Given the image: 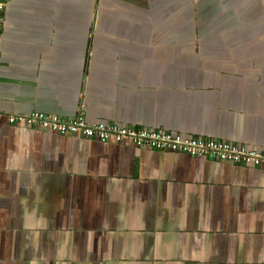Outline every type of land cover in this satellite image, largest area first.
Here are the masks:
<instances>
[{
    "label": "crops",
    "instance_id": "obj_1",
    "mask_svg": "<svg viewBox=\"0 0 264 264\" xmlns=\"http://www.w3.org/2000/svg\"><path fill=\"white\" fill-rule=\"evenodd\" d=\"M33 111L264 149V0L0 18V264H264V167L10 123Z\"/></svg>",
    "mask_w": 264,
    "mask_h": 264
},
{
    "label": "built area",
    "instance_id": "obj_2",
    "mask_svg": "<svg viewBox=\"0 0 264 264\" xmlns=\"http://www.w3.org/2000/svg\"><path fill=\"white\" fill-rule=\"evenodd\" d=\"M6 5L7 0H0V18L6 10ZM10 123L38 126L66 136L80 133L91 141L102 143H121L128 140L136 145L155 148L160 152H182L222 163L264 167V149L204 137H185L182 134L164 130L127 127L101 121L89 122L81 112L70 117H62L57 114L33 111L24 115L10 116Z\"/></svg>",
    "mask_w": 264,
    "mask_h": 264
},
{
    "label": "rangeland",
    "instance_id": "obj_3",
    "mask_svg": "<svg viewBox=\"0 0 264 264\" xmlns=\"http://www.w3.org/2000/svg\"><path fill=\"white\" fill-rule=\"evenodd\" d=\"M79 21H85V17H79Z\"/></svg>",
    "mask_w": 264,
    "mask_h": 264
},
{
    "label": "clouds",
    "instance_id": "obj_4",
    "mask_svg": "<svg viewBox=\"0 0 264 264\" xmlns=\"http://www.w3.org/2000/svg\"><path fill=\"white\" fill-rule=\"evenodd\" d=\"M180 134V133H179ZM184 136V135H183ZM186 137V136H185ZM204 138H208V137H204ZM210 139H213V138H210ZM214 140H216V139H214ZM193 157H195V156H193Z\"/></svg>",
    "mask_w": 264,
    "mask_h": 264
},
{
    "label": "flooded vegetation",
    "instance_id": "obj_5",
    "mask_svg": "<svg viewBox=\"0 0 264 264\" xmlns=\"http://www.w3.org/2000/svg\"><path fill=\"white\" fill-rule=\"evenodd\" d=\"M227 164H229V163H227ZM229 165H234V164H229Z\"/></svg>",
    "mask_w": 264,
    "mask_h": 264
}]
</instances>
